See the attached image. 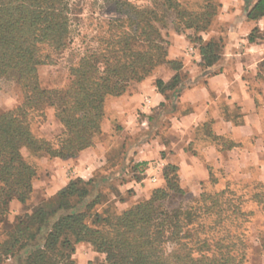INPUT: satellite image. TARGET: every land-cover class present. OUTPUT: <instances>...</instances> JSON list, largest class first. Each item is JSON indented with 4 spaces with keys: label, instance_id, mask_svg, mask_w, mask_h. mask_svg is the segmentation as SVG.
<instances>
[{
    "label": "trees",
    "instance_id": "trees-1",
    "mask_svg": "<svg viewBox=\"0 0 264 264\" xmlns=\"http://www.w3.org/2000/svg\"><path fill=\"white\" fill-rule=\"evenodd\" d=\"M65 1L0 0V79L12 77L23 91L18 106L0 112V227L5 229H10V204H24L37 181V171L23 157L22 149L32 156L44 153L64 159L75 155L89 146L92 135L98 132L106 97L125 93L158 65L170 68L175 64L173 71L181 69V62L168 59L167 43L154 24L155 12L133 9L126 19L135 28L123 36L122 46L86 53L69 68L71 79L66 87L44 88L38 67L53 62L42 48L59 54L67 45L69 18ZM259 16H264V0H259L248 14L250 19ZM117 22L123 21L116 19L111 24ZM138 30L141 49L133 50L128 45L139 39L135 36ZM199 41L204 64L213 63L221 46L215 41L203 42L202 38ZM178 79L177 74L168 84L158 79L156 87L165 93L177 85ZM167 85L170 87L165 89ZM48 109L62 125L66 140L57 142L37 130L36 122L45 119ZM177 171L176 166L167 165L162 174L163 186L154 189L148 200L110 219L95 212L88 225L84 213L68 212L72 208L67 201L71 196L78 203L84 201L88 192L75 189L76 183L69 184L57 193L53 203L23 216L5 232L8 242L0 245V260L17 257L21 264H57V259H64L72 264L69 256L75 246L86 242L96 250L103 246L110 264H164L159 250L166 237L175 236L179 224L174 221L176 216L166 214L162 207L173 196L185 193ZM39 237L41 245L37 243ZM255 251L264 255V243Z\"/></svg>",
    "mask_w": 264,
    "mask_h": 264
},
{
    "label": "rangeland",
    "instance_id": "rangeland-1",
    "mask_svg": "<svg viewBox=\"0 0 264 264\" xmlns=\"http://www.w3.org/2000/svg\"><path fill=\"white\" fill-rule=\"evenodd\" d=\"M65 2L68 6L69 18L67 45L59 54L48 50L45 46L42 48V52L51 55L53 62L38 67V77L44 88L66 87L71 79L69 68L76 65L86 53L96 49L98 51L109 49L112 45L122 46L123 36L129 35L135 28L134 24L126 19L128 14L133 13V9H149L155 12L154 24L160 31L163 41L167 43V50L171 36L176 33L186 35L192 45L198 46L199 38L203 41L204 32L212 28L216 29L220 25L216 22L220 8L215 0H66ZM116 19L123 22L111 24V21ZM203 28L204 32H202ZM196 29L198 30L195 32ZM139 33L140 30L137 31L136 38ZM258 37L264 45V31ZM219 40V43L217 40L215 42L221 46L223 38ZM128 46L133 50H140L141 38L130 42ZM188 48L186 47V51L190 53ZM176 66L170 65L169 68L163 64L158 65L151 70L148 77L156 75L161 67L172 70ZM246 78L250 82L248 87L251 93L258 100L259 112L263 114L261 110L264 104V61L260 63L257 72H249ZM169 87L170 85H167L165 89ZM126 93L127 91L120 96L105 98L98 132L92 135L90 145L75 155L61 159L44 153L32 156L26 149L21 150L23 157L35 167L37 181L33 183L32 192L24 204L15 202L10 204L7 217L10 229L0 227V245L8 242L5 232L10 231L20 218L30 215L40 206L53 203L57 193L71 183H76L75 189H86L88 195L79 203L74 196L67 198L72 208L68 212L84 213L86 215L84 222L87 225L93 219L95 212L110 219L116 213L148 200L154 189L163 186V182L146 181L149 178L153 179V172L163 174L166 166L161 168L156 165L157 159L145 163H135L133 159L127 160L126 144H130L133 140L136 143L141 142L146 138L148 131L146 127L140 130L141 126H138L133 133L128 132L126 135L123 133L120 119L112 111L110 103ZM22 98L23 91L15 79L8 76L0 79V112L18 106ZM36 123L37 130L48 138H55L57 142L66 140L67 134L54 117L52 110L48 109L45 119ZM165 127L164 122L161 128L164 136ZM206 134V131L199 132L196 145L190 147V151L200 157L199 147L205 143ZM224 140L221 138L214 141ZM96 147L106 150H101L103 154L105 153L106 162L94 174ZM80 157L82 164L78 161ZM58 160L69 163L67 167L64 166L63 171L56 173ZM208 169L209 179L201 182L194 191L184 186L183 196L175 195L165 201L162 208L166 214L174 218L176 216L177 220L174 221H178L179 229L175 236L166 237L163 241L159 250L161 258L164 259L162 261L164 264H214L213 262L264 264V255L255 251L264 243V181L258 178L257 168L247 166L241 170H234L209 166ZM142 178H145L144 182L141 181ZM64 182H66L65 186H63ZM148 186L154 188L148 191L147 189L150 188ZM41 238H37V243L40 245ZM69 257L72 264H110L106 260L103 246L96 250L86 242L75 246L74 252ZM0 264H21V260L17 257H8L1 259ZM57 264L69 263L64 259H57Z\"/></svg>",
    "mask_w": 264,
    "mask_h": 264
},
{
    "label": "crops",
    "instance_id": "crops-1",
    "mask_svg": "<svg viewBox=\"0 0 264 264\" xmlns=\"http://www.w3.org/2000/svg\"><path fill=\"white\" fill-rule=\"evenodd\" d=\"M215 1L220 8L216 17L220 25L203 33L204 42H220L223 38L213 63L205 65L198 46L192 45L186 35L176 33L170 38L168 59L181 62V69L176 72L161 67L156 75L132 85L126 94L110 103L125 135L138 126L148 131L141 142L126 144L127 160L145 163L157 159L156 165L161 168L174 165L181 186L193 191L209 179V166L234 170L255 167L258 178L264 181V104L262 114L246 78L249 72H257L264 61V45L258 37L264 31V16L248 17L259 0ZM176 74L177 85L161 93L155 81L168 84ZM164 122L165 136L161 130ZM203 131L207 134L199 147L200 157L190 147L196 145L198 133ZM221 138L225 140L214 141ZM101 150L106 151L94 148V174L106 162ZM78 161L82 164L81 157ZM68 163L58 160L56 173ZM153 173V179L146 181L162 183L161 172ZM148 187V191L154 188Z\"/></svg>",
    "mask_w": 264,
    "mask_h": 264
},
{
    "label": "built area",
    "instance_id": "built-area-1",
    "mask_svg": "<svg viewBox=\"0 0 264 264\" xmlns=\"http://www.w3.org/2000/svg\"><path fill=\"white\" fill-rule=\"evenodd\" d=\"M189 50H190V52L192 53V49L190 48Z\"/></svg>",
    "mask_w": 264,
    "mask_h": 264
}]
</instances>
